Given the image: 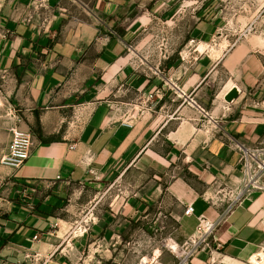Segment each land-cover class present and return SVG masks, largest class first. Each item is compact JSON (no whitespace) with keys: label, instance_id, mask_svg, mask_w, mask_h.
I'll return each instance as SVG.
<instances>
[{"label":"crops","instance_id":"crops-1","mask_svg":"<svg viewBox=\"0 0 264 264\" xmlns=\"http://www.w3.org/2000/svg\"><path fill=\"white\" fill-rule=\"evenodd\" d=\"M222 1L202 7L184 49L150 72L130 43L153 13L135 0H0V100L34 134L0 190V264H86L88 246L121 243L150 217L171 221L183 243L198 216L230 205L215 255L264 262V186L245 189L251 168L264 182V40L229 29L244 17ZM132 170L147 178L120 208L71 220V189Z\"/></svg>","mask_w":264,"mask_h":264},{"label":"rangeland","instance_id":"rangeland-1","mask_svg":"<svg viewBox=\"0 0 264 264\" xmlns=\"http://www.w3.org/2000/svg\"><path fill=\"white\" fill-rule=\"evenodd\" d=\"M135 1L143 6L138 10L139 13L142 14L147 9L153 13L148 23L130 43V49L136 51L134 54L136 62L150 72L153 67L163 69L169 59H175L184 49L188 43L187 33L194 27L195 15L202 7L209 4L211 8L216 5L217 10L223 8L222 0ZM224 12L228 15H238L239 18L244 17L243 22H229L227 24L229 29L239 28L245 35L251 37L258 35L264 40V0H224ZM121 94V98L134 97L133 93H126L124 90ZM14 126L15 119L9 114L8 109L0 107V190L10 181L9 168L2 164L1 158L9 148L11 129ZM255 176L256 169H249L247 178L252 177L255 180ZM146 178L140 172L132 170L117 181L114 178L110 181H93L90 185H84L80 187L78 196L75 190L71 189L68 196L72 199L69 200L68 197L66 200V204L72 209L69 213L71 220L93 222L94 218L102 213L106 211L110 213L113 209L120 208ZM257 186H264V182L258 183ZM144 223L146 227L144 230L137 226L135 228L137 230L131 231L121 243L116 245L96 243L88 246L84 252L86 264H142V259L152 257L154 254H161L160 261L163 264H177V257L168 251L165 241L170 236L174 224L168 220L165 222L164 218L155 225L151 217ZM189 264H264V262H258L256 258H253L252 262L228 261L215 255L214 261L209 256L202 263L190 259Z\"/></svg>","mask_w":264,"mask_h":264},{"label":"built area","instance_id":"built-area-1","mask_svg":"<svg viewBox=\"0 0 264 264\" xmlns=\"http://www.w3.org/2000/svg\"><path fill=\"white\" fill-rule=\"evenodd\" d=\"M0 107H6L9 114L13 111V106L9 102L0 100ZM33 132L28 128H22L19 125L11 129V141L7 152L1 158L2 164L12 170L20 169L30 158L33 147ZM73 148V147H72ZM264 169V164L260 165V170ZM90 173L95 174L93 170ZM257 182L251 177L246 180L245 189L250 185H255ZM260 187V186H257ZM263 187V186H261ZM31 190H34L31 188ZM230 205L226 212L219 218L213 219L206 214L198 216V224L195 233L190 236L185 242L179 243L172 236L166 238V246L168 251L177 257V264H189L190 259H195L199 252L208 253L211 260L214 261L215 252L218 246L215 244V234L219 224L224 220L226 215L232 210ZM185 216L194 215V205L186 204L184 210ZM37 239V237H35ZM161 254H154L152 257L142 259V264H163L160 261Z\"/></svg>","mask_w":264,"mask_h":264},{"label":"water","instance_id":"water-1","mask_svg":"<svg viewBox=\"0 0 264 264\" xmlns=\"http://www.w3.org/2000/svg\"><path fill=\"white\" fill-rule=\"evenodd\" d=\"M239 97V91L237 88H233L226 96H225V100L227 102H232L235 99H237Z\"/></svg>","mask_w":264,"mask_h":264},{"label":"trees","instance_id":"trees-1","mask_svg":"<svg viewBox=\"0 0 264 264\" xmlns=\"http://www.w3.org/2000/svg\"><path fill=\"white\" fill-rule=\"evenodd\" d=\"M38 125L40 126L39 117H38ZM36 134L40 140L46 141L45 138L43 137L41 127L39 128V130L36 131Z\"/></svg>","mask_w":264,"mask_h":264},{"label":"bare ground","instance_id":"bare-ground-1","mask_svg":"<svg viewBox=\"0 0 264 264\" xmlns=\"http://www.w3.org/2000/svg\"><path fill=\"white\" fill-rule=\"evenodd\" d=\"M147 258V257H146Z\"/></svg>","mask_w":264,"mask_h":264}]
</instances>
